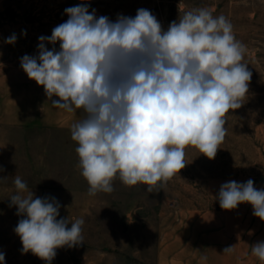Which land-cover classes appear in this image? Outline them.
<instances>
[{
  "label": "clouds",
  "instance_id": "1",
  "mask_svg": "<svg viewBox=\"0 0 264 264\" xmlns=\"http://www.w3.org/2000/svg\"><path fill=\"white\" fill-rule=\"evenodd\" d=\"M64 12L68 19L51 36H40L38 55H24L20 66L53 107L82 109L70 131L89 196L114 191L117 177L125 186L146 185L149 193L163 188L185 168L187 147L215 158L226 136L225 116L242 106L252 77L242 63L246 47L226 17L196 8L164 30L144 8L115 21L97 18L87 2ZM16 39L13 34L5 43ZM14 185L9 200L23 217L14 231L24 253L51 264L57 249L83 244L82 218L57 219L61 204L55 197L23 195L28 188L19 176ZM217 199L225 210L247 203L264 221V188L252 179L223 183ZM252 254L264 262V241L252 245Z\"/></svg>",
  "mask_w": 264,
  "mask_h": 264
},
{
  "label": "rangeland",
  "instance_id": "2",
  "mask_svg": "<svg viewBox=\"0 0 264 264\" xmlns=\"http://www.w3.org/2000/svg\"><path fill=\"white\" fill-rule=\"evenodd\" d=\"M82 2L89 4L90 12L96 10L97 18L107 16L112 21L147 9L164 30L196 8L223 15L246 47L242 63L252 73L249 90L242 106L226 114V136L215 158L187 147L185 168L151 193L146 185L125 186L117 177L114 191L89 196L71 128L0 124L4 264H48L31 252L24 253L14 231L23 218L10 206L16 176L27 184L23 195L33 192L34 198H56L61 204L57 219L84 220L83 244L57 249L51 264H171L178 249L167 248L169 244L214 242L222 231L226 235L234 231L242 241H264V221L253 215L251 205L225 210L217 199L220 186L232 180L252 179L254 187L264 188V0H0V72L20 66L24 55H38L39 37L51 36L52 29L68 19L64 10ZM13 34L16 42L5 43ZM55 47L59 49V44Z\"/></svg>",
  "mask_w": 264,
  "mask_h": 264
},
{
  "label": "crops",
  "instance_id": "3",
  "mask_svg": "<svg viewBox=\"0 0 264 264\" xmlns=\"http://www.w3.org/2000/svg\"><path fill=\"white\" fill-rule=\"evenodd\" d=\"M83 115L82 109L67 113L53 107L43 87L30 80L21 66L8 67L0 72V124L71 128ZM217 233L214 242L194 240L185 241L183 246L169 244L167 248L178 249L170 258L171 264H264L252 254L255 242L242 241L234 231L228 235L224 231ZM227 247H232V251L224 252ZM189 249L196 251L190 252ZM201 257L207 259L202 261Z\"/></svg>",
  "mask_w": 264,
  "mask_h": 264
}]
</instances>
